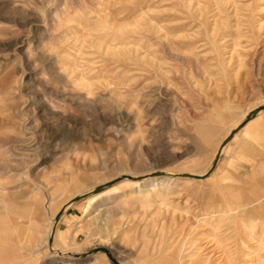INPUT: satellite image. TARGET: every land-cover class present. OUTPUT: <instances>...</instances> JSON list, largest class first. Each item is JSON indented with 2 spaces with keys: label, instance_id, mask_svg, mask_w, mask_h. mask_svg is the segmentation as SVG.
<instances>
[{
  "label": "rangeland",
  "instance_id": "1",
  "mask_svg": "<svg viewBox=\"0 0 264 264\" xmlns=\"http://www.w3.org/2000/svg\"><path fill=\"white\" fill-rule=\"evenodd\" d=\"M122 43L130 52H107ZM261 101L264 0H0V264H111L85 256L96 246L120 264L197 251L211 264L264 263L244 235L264 219L262 114L209 178L172 180L144 202L126 188L104 210L87 203L124 173L206 174ZM80 190L54 236L75 252L51 251L49 222Z\"/></svg>",
  "mask_w": 264,
  "mask_h": 264
},
{
  "label": "bare ground",
  "instance_id": "2",
  "mask_svg": "<svg viewBox=\"0 0 264 264\" xmlns=\"http://www.w3.org/2000/svg\"><path fill=\"white\" fill-rule=\"evenodd\" d=\"M137 24H135L134 27H132L131 29L134 30V29H137ZM127 29H129L127 26L123 27V28H119L118 29V32H120L122 34V36H124L125 32ZM107 52L111 55H114V54H119V55H122V54H126L127 51L130 52V48L129 46H127V44H120L119 47H116V46H108L106 48ZM154 58V57H153ZM145 60V58H143ZM146 61V60H145ZM152 63L155 62V60H151ZM157 62V61H156ZM152 65V64H151ZM264 106V101H261L259 103H257L256 105L252 106L251 108H249V110H247L246 112V115L248 116L253 110L257 109V108H260ZM262 114L264 116V109H261L259 110L256 115H254L241 129H239L233 136V138L227 143V145L232 141V140H235L238 136H240V134L242 132L245 131V129L247 128V126H249V124L253 121H255L259 115ZM246 116V117H247ZM244 120V118H243ZM242 120V121H243ZM242 121L238 122L234 128H232L230 130V132L228 133V135L232 132V130H234L236 128V126H238V124H240ZM244 134V133H243ZM227 135V136H228ZM253 135V139L255 141H260L263 137V130H258L255 134H252ZM226 136V137H227ZM243 136V135H242ZM225 137V138H226ZM247 138V137H246ZM225 140V139H224ZM223 140V141H224ZM245 140V139H244ZM222 141V142H223ZM256 142V143H257ZM222 144V143H221ZM242 144V143H241ZM253 145V144H252ZM226 146L223 147V149H221V145L219 146V148L217 149V151L215 152L214 154V159L216 157V155L219 153L220 150H223L225 149ZM240 149V148H239ZM244 152L247 151V152H250V154L256 152V148L254 146H245L244 147ZM241 151V150H240ZM259 153V151H258ZM257 154V153H256ZM249 155V154H248ZM214 161V160H213ZM213 164V162H212ZM211 164V166H212ZM155 172H159V173H164L162 176L160 177H154L152 179H148L150 177H144L143 175H134L132 173H124L125 176L127 177H122L121 179H119L118 181H116L115 183H113L112 185L108 186L107 188L99 191V192H96V193H92V195L88 196L87 198V203H88V208H91V207H95L99 210H104L105 208H103L105 205L107 204H110L109 202L113 199V201L118 198L120 195L121 192H123L124 189L126 188H134L136 190V195L134 193V195L132 196V198L134 199H138L142 202H144V200L152 197L155 193H156V189L157 187H167L169 186L170 184V181L172 180H177L178 178H185L187 180H203L205 178H209L210 175H206L205 173H200V174H197V173H190L189 174H196V175H199L201 176V178H189V177H175L173 176L174 174H182V173H186V172H180L178 171V173L176 172H172V171H167V170H162V171H155ZM149 173V172H148ZM154 172H151L150 174H152ZM140 174V173H139ZM146 175H149V174H146ZM157 176V175H156ZM130 177V178H129ZM117 178H120V176L118 177H114L113 179L111 180H106V181H102L101 183H98L97 185L94 186L92 190H94L95 188L101 186V185H104L108 182H111L113 180H116ZM173 183V181H172ZM170 190V189H169ZM89 191V192H91ZM132 191V190H130ZM83 192H85L84 190H80L78 191L77 193H75V195H73L71 198H69L63 205H61L55 212V214L52 216L50 222H49V227L46 231V243L44 244L45 247H47L48 249H50L51 251L53 250H58V252H60L61 254H68L70 253L71 256H73V252H75L73 249H69L67 248L65 245L63 247H61V249L58 247L59 244L54 241V236L57 232V224L59 221H56V215L57 213L63 208L65 207L67 204L71 203L72 199L83 194ZM126 194V193H125ZM263 196V195H262ZM259 199V198H258ZM251 201V200H250ZM255 200H252L251 202H254ZM251 202H247L245 203V205H243L242 209L245 211V216H252V213H249V209L251 208L250 204ZM148 203V202H147ZM145 205V204H144ZM107 209H110V207H106ZM242 210V211H243ZM62 216V215H61ZM61 218V217H60ZM60 220V219H59ZM255 220V219H254ZM260 220V219H259ZM244 235L250 237L253 241H254V247H257L259 249H264V219H262L261 223L257 224V225H254L250 228V229H247V230H244ZM94 248V247H93ZM108 248V247H107ZM110 250V249H109ZM258 250V249H257ZM182 251V250H181ZM251 251V250H249ZM262 251V250H261ZM77 252V251H76ZM258 252V251H257ZM99 253V252H97ZM104 254H106L105 252H103ZM112 253V252H111ZM182 253V252H181ZM61 254H58V255H61ZM66 254V255H67ZM69 254V255H70ZM93 254H96V253H93ZM201 254L202 252L201 251H197L195 253H191L188 255L187 257V260L184 259V261L182 260V258L179 259V264H211L210 262V258H202L201 257ZM263 254V253H262ZM62 255V256H63ZM107 255V254H106ZM249 256L250 255V252L246 254V256ZM264 256V254L262 255ZM65 257V256H64ZM67 257V256H66ZM115 257V256H114ZM108 258V257H107ZM117 259V258H116ZM251 259V258H250ZM109 260V259H108ZM264 261V260H263ZM110 262V260H109ZM253 264L254 262L256 264H264V263H261L259 261V257L256 256V254L253 255L251 261ZM258 262V263H257ZM111 263V262H110ZM120 263V262H119ZM249 263V262H248Z\"/></svg>",
  "mask_w": 264,
  "mask_h": 264
},
{
  "label": "water",
  "instance_id": "3",
  "mask_svg": "<svg viewBox=\"0 0 264 264\" xmlns=\"http://www.w3.org/2000/svg\"><path fill=\"white\" fill-rule=\"evenodd\" d=\"M264 109V106L257 108L255 110H253L240 124H238V126H236V128L234 130H232V132L225 138V140L222 142L221 144V149H223L224 146L227 145V143L233 138L234 134L241 129L254 115H256V113L261 110ZM222 154V150L219 151V153L216 155L212 166L209 168V170L207 171L206 175H210L213 170L216 168L219 159L221 157ZM164 174V173H162ZM173 176L176 177H189V178H201V176L196 175V174H189V173H182V174H174ZM119 179L113 180L111 182H108L104 185H101L97 188H95L94 190H92L91 192L88 193H96L99 192L105 188H107L108 186L112 185L113 183H115L116 181H118ZM88 193H83L75 198L72 199L71 203L83 198L84 196H86ZM71 203L67 204L65 207H63L56 215V221H59L61 215L63 214L64 210L71 205ZM97 252H105L107 254L108 259L110 260L111 264H120L119 261L114 257L113 253H111V251L109 250V248H107L106 246H96L92 249H90L86 254V255H90L93 253H97Z\"/></svg>",
  "mask_w": 264,
  "mask_h": 264
}]
</instances>
